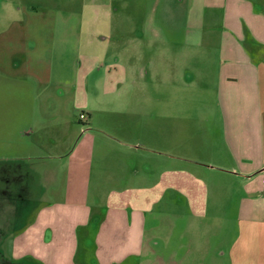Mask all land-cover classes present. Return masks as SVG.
<instances>
[{"label":"crops","instance_id":"0c3cea01","mask_svg":"<svg viewBox=\"0 0 264 264\" xmlns=\"http://www.w3.org/2000/svg\"><path fill=\"white\" fill-rule=\"evenodd\" d=\"M39 1L0 0V39L11 34L30 40L40 39V33L53 37L50 27L55 23L36 18ZM159 7L164 18L152 21V28L186 29L181 67L207 77L213 66L211 90L220 132L209 134L204 148L175 145L170 113L165 117V151L100 131L111 147L103 155L95 140L88 141L90 128L74 149L55 154L64 164L45 167L42 181L65 182L66 188L62 186L61 195V186L54 185L48 192L51 199L13 234L11 256L19 264H206L210 242L191 244L187 223L179 229L174 219L204 217L211 196L219 216L221 182H233L234 198L241 186L246 199L237 207V235L227 246L231 264H264V0H155L153 9ZM10 10L26 12L28 18L4 19ZM159 42L182 43L169 34ZM166 61L172 65L169 57ZM126 76V70L119 73L118 83L125 84ZM64 135L68 139L73 133ZM156 137L150 133L151 140ZM147 152L164 158L160 179L156 158L148 157L143 171L140 161ZM192 174L196 176L190 181ZM158 204L164 208L161 216ZM205 237L210 238L208 233ZM215 258L211 264H222Z\"/></svg>","mask_w":264,"mask_h":264},{"label":"rangeland","instance_id":"374dc122","mask_svg":"<svg viewBox=\"0 0 264 264\" xmlns=\"http://www.w3.org/2000/svg\"><path fill=\"white\" fill-rule=\"evenodd\" d=\"M154 2L40 0L36 18L55 23L50 27L53 37L40 33V39L30 40L11 34L0 39V264L20 263L11 256L13 234L51 199L48 192L54 185L61 186V195L66 188L65 182L42 181L45 167L64 164L54 158L55 154L59 149H74V142L84 138L83 133L90 128L92 138L88 141L95 140L97 153L103 155L111 147L100 131L117 133L141 148L165 151V117L170 113L175 145L200 144L204 148L209 134L220 132L215 91L211 90L213 66L209 67L208 79L201 70L186 72L181 67L186 29L165 25L152 28V21L157 24L155 20H162L165 14L160 7L153 9ZM28 15L10 10L3 18L27 19ZM167 34L182 43L159 42ZM124 70L126 83H118L117 75ZM154 132L157 137L151 140L150 133ZM65 133L73 136L67 139ZM56 142L61 145L56 147ZM126 153L129 156V151ZM148 157L156 158L160 179L164 158L143 153V171ZM195 176L192 174L190 181ZM222 180H227L226 175L222 174ZM231 184L233 188V182H221L219 216L212 209L211 196L205 203L209 210L204 217L174 219L179 229L187 223L191 244L210 242L213 250L205 253L206 264H211L213 257L231 264L227 246L237 235V207L246 201L241 186L234 198ZM210 190L213 192L214 183ZM157 210L161 216L162 204Z\"/></svg>","mask_w":264,"mask_h":264}]
</instances>
